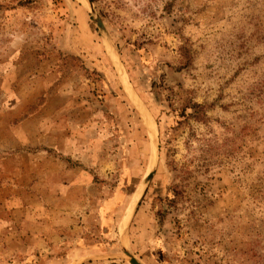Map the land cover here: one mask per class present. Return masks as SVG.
Instances as JSON below:
<instances>
[{"label": "rangeland", "instance_id": "obj_1", "mask_svg": "<svg viewBox=\"0 0 264 264\" xmlns=\"http://www.w3.org/2000/svg\"><path fill=\"white\" fill-rule=\"evenodd\" d=\"M91 1L0 0V264H264V0Z\"/></svg>", "mask_w": 264, "mask_h": 264}, {"label": "water", "instance_id": "obj_2", "mask_svg": "<svg viewBox=\"0 0 264 264\" xmlns=\"http://www.w3.org/2000/svg\"><path fill=\"white\" fill-rule=\"evenodd\" d=\"M88 2L90 3V4H92L91 2V0H88ZM96 10V9H95ZM96 14H97V17H98V20H99V22L102 24V20H101V15H100V13L98 12V11H96ZM101 34H102V37L103 38H106V33L103 31V30H101ZM152 177H153V173H151L149 176H148V178L146 179V184H148L151 180H152ZM129 262H130V264H137V262L134 260V259H129Z\"/></svg>", "mask_w": 264, "mask_h": 264}, {"label": "bare ground", "instance_id": "obj_3", "mask_svg": "<svg viewBox=\"0 0 264 264\" xmlns=\"http://www.w3.org/2000/svg\"><path fill=\"white\" fill-rule=\"evenodd\" d=\"M81 1L87 3L86 0H81ZM151 126H152V125H151ZM153 131H154V130H153V127H151V133H154V132H155V131H154V132H153ZM134 203H135V202H134ZM132 205H134V204H132ZM132 207H133V206H132ZM130 211H131V210L128 211V216H129Z\"/></svg>", "mask_w": 264, "mask_h": 264}]
</instances>
